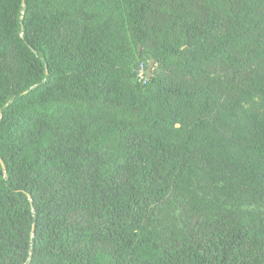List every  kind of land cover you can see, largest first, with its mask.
Wrapping results in <instances>:
<instances>
[{"label": "trees", "instance_id": "trees-1", "mask_svg": "<svg viewBox=\"0 0 264 264\" xmlns=\"http://www.w3.org/2000/svg\"><path fill=\"white\" fill-rule=\"evenodd\" d=\"M256 101L264 0H0V264H264Z\"/></svg>", "mask_w": 264, "mask_h": 264}, {"label": "rangeland", "instance_id": "rangeland-1", "mask_svg": "<svg viewBox=\"0 0 264 264\" xmlns=\"http://www.w3.org/2000/svg\"><path fill=\"white\" fill-rule=\"evenodd\" d=\"M152 70H153L152 63L149 62V66H146V68L141 70L140 77L141 78L145 77V74L149 75L152 72ZM256 102L257 103L255 106H257V111L259 112L258 114H260L261 116L264 117V102H258V101H256ZM225 130L229 131L228 128ZM200 136H207L210 139L214 140L216 142L217 149L219 147H222V148L227 149L228 151H231L237 155L241 154L240 144H238V143H235V144L227 143L226 142V135L222 134L221 132H217V131H213V130H201Z\"/></svg>", "mask_w": 264, "mask_h": 264}]
</instances>
